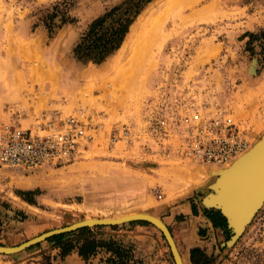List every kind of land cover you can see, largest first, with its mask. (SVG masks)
<instances>
[{
	"label": "rangeland",
	"instance_id": "obj_1",
	"mask_svg": "<svg viewBox=\"0 0 264 264\" xmlns=\"http://www.w3.org/2000/svg\"><path fill=\"white\" fill-rule=\"evenodd\" d=\"M57 1L0 0V121L4 102L34 106L38 114L53 97L63 115L79 109L102 115L103 128L74 162L28 172L0 164V245H18L87 218L138 212L162 220L188 201L191 213L201 216L199 245L190 255L181 254L183 264H264V202L238 231L214 227L204 214L219 210L204 201L214 193L219 173L251 153L264 135V0H151L124 43L100 64L78 59L73 48L89 23L121 0H66L61 6L68 7L72 22L60 24L57 16L48 28L45 16ZM136 42L142 46L137 54ZM55 74L80 86L61 95L45 92ZM174 74L200 79L216 96L243 131L245 151L225 164H202L167 157L144 135L109 141L115 126L134 131L144 126L149 101ZM234 179L238 183L235 172ZM112 226L90 230L97 238L121 242L130 264H175L153 224L135 220ZM38 244L0 254V264H111L104 250L84 260L76 251L61 257L54 242Z\"/></svg>",
	"mask_w": 264,
	"mask_h": 264
},
{
	"label": "built area",
	"instance_id": "obj_2",
	"mask_svg": "<svg viewBox=\"0 0 264 264\" xmlns=\"http://www.w3.org/2000/svg\"><path fill=\"white\" fill-rule=\"evenodd\" d=\"M0 121V164L28 172L61 166L84 156L103 128L102 115L86 109L63 115L42 110L32 115L23 105L4 102ZM144 126H115L108 138L140 140L155 145L167 157L202 164H225L243 152V131L200 79L176 77L161 85L149 101Z\"/></svg>",
	"mask_w": 264,
	"mask_h": 264
},
{
	"label": "trees",
	"instance_id": "obj_3",
	"mask_svg": "<svg viewBox=\"0 0 264 264\" xmlns=\"http://www.w3.org/2000/svg\"><path fill=\"white\" fill-rule=\"evenodd\" d=\"M65 2L66 0L55 2L46 14L45 23L48 28L54 26L53 21L57 16H60V24L72 22L67 14L68 7L61 6ZM149 2L151 0H121L118 4L105 10L102 15L93 19L80 35L73 48L75 57L83 61H91L94 64L105 61L124 43L131 24ZM192 212H195L194 207ZM204 214L214 227L228 231L227 220L219 210H204ZM100 227L102 226H95V228ZM112 228L114 227L112 226ZM90 229V227H83L52 236L46 241L55 243L54 246L60 250L61 257L76 251L79 256L87 260L92 255L104 250L110 254L108 261L111 264H130L131 257L121 242L111 238L107 240L97 238Z\"/></svg>",
	"mask_w": 264,
	"mask_h": 264
},
{
	"label": "water",
	"instance_id": "obj_4",
	"mask_svg": "<svg viewBox=\"0 0 264 264\" xmlns=\"http://www.w3.org/2000/svg\"><path fill=\"white\" fill-rule=\"evenodd\" d=\"M256 147H264V135L261 141L254 144L253 148H256ZM233 169H234V166L232 165L230 168L219 173V177L215 180V182L212 185L214 193H209L204 198V201L208 206H212V207L219 209L220 212L226 217L228 221V225L234 231H238L254 216L255 212L263 204L264 191L262 195L260 196L259 200L255 202L253 207L250 210H248L245 214H243L242 216H236L235 214H233L229 210V207L227 206L228 205L227 202L233 195L232 194L233 189L235 188V185H236L235 180H234V175H233L234 172H232ZM135 220L147 221L153 224L155 227H157L163 234L169 246V249H170V252L172 254L175 264H183L181 255L177 249L173 236L169 228L167 227V225L158 217H155L147 213L122 216L116 219L81 220V221L74 222V223H71L63 227L54 228V229L45 231L39 234L38 236L30 238L18 245H14V246L0 245V254H13L16 252H20L44 240H47L48 238L52 236L75 231L83 227L104 226V225L112 226V225L122 224L125 222H130V221H135Z\"/></svg>",
	"mask_w": 264,
	"mask_h": 264
},
{
	"label": "crops",
	"instance_id": "obj_5",
	"mask_svg": "<svg viewBox=\"0 0 264 264\" xmlns=\"http://www.w3.org/2000/svg\"><path fill=\"white\" fill-rule=\"evenodd\" d=\"M102 69H105V68L103 67ZM76 73L77 74L74 73L76 75L75 77L80 78L81 74L78 72ZM67 78L68 76H64V78H62V76L55 74V77L45 84V88H44L45 92H48L52 95L53 94L61 95L63 94L64 90H70L72 87L76 88L80 86V83L78 82V80L74 81L75 83L71 82L69 85V83L66 80ZM12 103H15L17 105H22L21 102L13 101ZM59 105L61 104L58 100L54 99L53 97H50L45 103V108L49 110H58L57 107ZM34 110H35L34 106L29 107V111L32 115H34ZM20 182L21 180L18 181V183ZM25 182L26 181L22 183H25ZM187 202L188 201L182 204H179L178 206H175L171 214L162 218V221L170 229V232L173 236V239L175 241V244L177 246V249L180 255L184 253L190 255L191 249H194L195 247H198L199 245L198 244L199 243L198 229L200 225L199 221L201 219V216L200 214L193 215L191 213V205L189 202L188 203ZM205 225H208V224L206 223Z\"/></svg>",
	"mask_w": 264,
	"mask_h": 264
},
{
	"label": "bare ground",
	"instance_id": "obj_6",
	"mask_svg": "<svg viewBox=\"0 0 264 264\" xmlns=\"http://www.w3.org/2000/svg\"><path fill=\"white\" fill-rule=\"evenodd\" d=\"M139 39L140 38L138 37L137 42ZM137 42L135 43V48H134L136 54L139 53L137 50L140 51L139 48L142 47V46L140 47V45L138 46L139 42L138 44ZM263 148L264 147H256V148L252 147L250 149L251 153L247 155H244L246 153L242 154L238 158L240 159L242 157L241 160L238 159H237L238 161L236 160L239 163L236 164L237 162L235 163L234 161V163L232 164L234 166L232 172H235V176L238 179V183L235 181L236 185L235 188L233 189V193H232L233 195L228 200L227 206L229 207V210L236 216H242L248 210H250L255 204V202L259 200L260 196L264 191V149ZM257 149H262V150L253 152L254 150ZM135 214L137 215L141 213L137 212V213L125 214L120 216L118 215L117 217L103 218V219H116L122 216H129ZM92 219H98V218H87L85 220H92Z\"/></svg>",
	"mask_w": 264,
	"mask_h": 264
}]
</instances>
